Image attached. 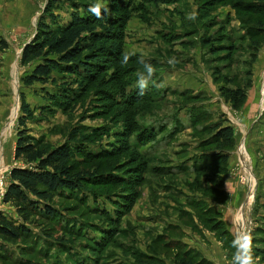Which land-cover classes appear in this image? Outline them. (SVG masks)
I'll list each match as a JSON object with an SVG mask.
<instances>
[{
    "label": "rangeland",
    "instance_id": "rangeland-1",
    "mask_svg": "<svg viewBox=\"0 0 264 264\" xmlns=\"http://www.w3.org/2000/svg\"><path fill=\"white\" fill-rule=\"evenodd\" d=\"M217 1L134 0L127 64L106 66L94 82L54 72L27 86L23 79L43 60L22 65V50L44 15L61 28L75 8L83 14L98 0H55L56 24L44 13L49 0H0V42L8 44L0 47V212L22 223L4 203L12 169L29 166L15 158L22 93L34 112L26 127L32 141L53 150L77 132L75 168L95 179L55 197L58 215L33 218L27 239L0 237V264H178L187 253L194 264H232V241L244 227L255 264H264V39L256 33L264 15L231 9L251 0L209 5ZM99 2L120 16L110 1ZM247 27L251 37L241 39ZM141 56L156 71L138 95ZM234 88L247 92L241 109L223 91ZM227 126L235 141L218 146L216 130Z\"/></svg>",
    "mask_w": 264,
    "mask_h": 264
},
{
    "label": "trees",
    "instance_id": "trees-1",
    "mask_svg": "<svg viewBox=\"0 0 264 264\" xmlns=\"http://www.w3.org/2000/svg\"><path fill=\"white\" fill-rule=\"evenodd\" d=\"M54 1L49 0L44 13L49 14L53 23L56 24L57 17L52 14ZM108 1L117 9L120 16L101 11L102 18L97 19L89 12L88 8L83 14L75 8L76 11L72 14V20L68 25L53 29L45 22L46 15H44L34 40L25 45L22 50L21 63L28 65L39 59L43 61L35 67L29 76L23 79L24 84L32 86L40 82L47 83L54 78L52 76L54 72L72 74L81 80L94 82L100 75H103L106 66L109 68L114 64H119L124 55L123 40L125 38V26L131 15L130 4L134 0H128L130 3L121 0ZM141 1L143 3L169 4L176 0ZM200 1L202 2V0ZM224 1L226 0H220L209 5L215 7ZM241 3L242 5L236 7L232 1L231 9L236 12L245 10V13L262 12L264 15V3L262 1L251 0ZM217 23L220 24V22ZM229 23L228 20L227 24ZM221 26L224 25L221 24ZM97 29H99L98 32ZM242 29L241 31H243ZM246 31L240 36L241 39H245L247 36L251 37L253 31L248 27ZM256 33L263 40L264 26H260ZM226 38L229 39L230 36L227 34ZM232 39L234 40V38L230 39L229 53L238 51ZM109 42L111 43L108 44ZM257 45L259 44H256L254 49ZM0 47L7 49L8 44L3 40L0 42ZM102 61L104 62L103 66L100 64ZM223 91L235 109H241L247 100V92L243 88L224 89ZM33 117L34 112L27 102L26 95L22 93L21 116L18 123L23 130L19 133L15 158L17 160L23 159L29 166L12 169L10 184L4 196V203L13 205L22 216V223L19 224L0 212V237L10 242H19L31 235L27 224L31 223L33 218L42 217L50 221L55 219L58 215L57 210L51 205L55 197H63L66 194L73 196L75 192L83 190L87 184H90V181L95 180L92 178L94 177L92 174L86 171L79 172L75 168L78 161L77 157H79L76 153H79L78 150L80 149L76 147L75 152L70 144L75 143L78 133L71 132L69 134V144H63L53 150L43 149L35 144L26 133L28 120ZM234 141L232 127L217 128L216 144L218 146L230 147ZM228 234L229 231H226L225 235ZM263 241L259 240V242ZM194 260L195 258L187 253L183 254L182 260L178 261V264H194Z\"/></svg>",
    "mask_w": 264,
    "mask_h": 264
},
{
    "label": "clouds",
    "instance_id": "clouds-1",
    "mask_svg": "<svg viewBox=\"0 0 264 264\" xmlns=\"http://www.w3.org/2000/svg\"><path fill=\"white\" fill-rule=\"evenodd\" d=\"M103 8L102 3L98 2L89 7L91 12L97 19L102 18L101 9ZM106 12L107 9H104ZM189 19H195V13L190 14ZM129 54L123 55L122 64H127L129 61ZM169 64H174V60H169ZM139 63L144 67V71L138 73V80L136 87L138 88V95H143L144 91L148 88L149 82L156 71L155 68L143 57L139 58ZM232 247L235 249V253L232 257V264H255L252 250V235L251 230L246 227L241 228L237 232L233 241Z\"/></svg>",
    "mask_w": 264,
    "mask_h": 264
},
{
    "label": "crops",
    "instance_id": "crops-1",
    "mask_svg": "<svg viewBox=\"0 0 264 264\" xmlns=\"http://www.w3.org/2000/svg\"><path fill=\"white\" fill-rule=\"evenodd\" d=\"M261 105H263V103L261 104ZM244 147H245V143H244ZM229 229V228H228ZM230 230V229H229Z\"/></svg>",
    "mask_w": 264,
    "mask_h": 264
}]
</instances>
